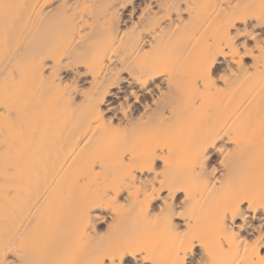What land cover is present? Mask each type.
I'll list each match as a JSON object with an SVG mask.
<instances>
[{
    "label": "bare ground",
    "instance_id": "obj_1",
    "mask_svg": "<svg viewBox=\"0 0 264 264\" xmlns=\"http://www.w3.org/2000/svg\"><path fill=\"white\" fill-rule=\"evenodd\" d=\"M0 264H264V0H0Z\"/></svg>",
    "mask_w": 264,
    "mask_h": 264
}]
</instances>
